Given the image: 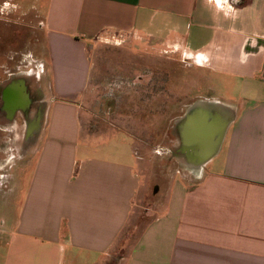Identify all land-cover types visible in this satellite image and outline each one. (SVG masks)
I'll use <instances>...</instances> for the list:
<instances>
[{"label": "crops", "instance_id": "0c3cea01", "mask_svg": "<svg viewBox=\"0 0 264 264\" xmlns=\"http://www.w3.org/2000/svg\"><path fill=\"white\" fill-rule=\"evenodd\" d=\"M39 1L47 92L39 101L47 107L22 180L14 171L3 195L0 264L118 259L145 162L132 149L82 137V95L88 48L128 37L173 48L221 76L214 87L223 106L194 104L175 119V158L199 171L197 181L173 182L123 264H264V0Z\"/></svg>", "mask_w": 264, "mask_h": 264}, {"label": "rangeland", "instance_id": "374dc122", "mask_svg": "<svg viewBox=\"0 0 264 264\" xmlns=\"http://www.w3.org/2000/svg\"><path fill=\"white\" fill-rule=\"evenodd\" d=\"M35 1L0 0V84H6L12 77L22 78L36 98L45 99L46 56L40 50L42 38L37 26L41 19ZM39 3L46 8L48 0ZM181 56L173 48L134 37L109 38L88 48L82 137L103 138L109 149L116 146L126 148L121 151L132 149L145 162L140 170L142 185L133 213L114 248L118 259L108 260L106 264H123L144 225L163 205L173 182L192 187L197 181L199 171L180 167L175 158L177 152L173 146L178 136L175 119L194 104L218 108L223 105L218 102L219 89L214 87L219 76L213 77L212 70L196 66ZM11 88L6 87L3 94L8 112L14 105ZM25 90L19 86L17 98L21 97L22 101L27 98ZM41 104L39 122L43 123L47 103ZM35 113H30L29 120ZM26 122L19 115L6 120L0 112V219L6 213L3 198L7 199L13 186L14 171L20 170L21 179V171L29 166L34 155L30 144L36 139L37 124L34 123L29 133ZM118 151L103 150L98 155L116 159L121 157Z\"/></svg>", "mask_w": 264, "mask_h": 264}, {"label": "flooded vegetation", "instance_id": "af4514ba", "mask_svg": "<svg viewBox=\"0 0 264 264\" xmlns=\"http://www.w3.org/2000/svg\"><path fill=\"white\" fill-rule=\"evenodd\" d=\"M25 87L26 92V101H22L21 97L18 96L19 92V86ZM12 86L10 90V98L13 100V107L12 111L8 112L7 106L4 105V90L6 87ZM42 104L39 101V98L34 96V93H32L27 86V83L22 79L16 77H12V79H9L8 82L4 85L0 84V112L4 114V118L6 120H10L12 116L19 115L20 117L27 119L26 124H28L31 120H36L37 123H39V118L41 117L42 112ZM32 111H35V117L29 120V115ZM37 127V126H36ZM35 130V129H34Z\"/></svg>", "mask_w": 264, "mask_h": 264}, {"label": "bare ground", "instance_id": "6f19581e", "mask_svg": "<svg viewBox=\"0 0 264 264\" xmlns=\"http://www.w3.org/2000/svg\"><path fill=\"white\" fill-rule=\"evenodd\" d=\"M210 109H211V108H210ZM205 112H206V111H205ZM209 112H210V111H209ZM34 123L37 124L36 120H34V121L31 120V121L28 122V124H26L29 133H30L31 130L35 127V126H34ZM160 153H161V152H160ZM27 157H28V156H27Z\"/></svg>", "mask_w": 264, "mask_h": 264}]
</instances>
